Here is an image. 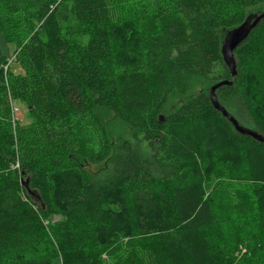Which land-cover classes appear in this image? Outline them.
<instances>
[{
	"label": "trees",
	"instance_id": "obj_1",
	"mask_svg": "<svg viewBox=\"0 0 264 264\" xmlns=\"http://www.w3.org/2000/svg\"><path fill=\"white\" fill-rule=\"evenodd\" d=\"M263 11L264 0H0V264H264V143L210 100L231 82L219 103L264 137V19L234 52L235 77L222 54ZM123 27L130 50L113 39ZM12 100L29 123L13 122ZM215 176L229 219L211 202Z\"/></svg>",
	"mask_w": 264,
	"mask_h": 264
},
{
	"label": "water",
	"instance_id": "obj_2",
	"mask_svg": "<svg viewBox=\"0 0 264 264\" xmlns=\"http://www.w3.org/2000/svg\"><path fill=\"white\" fill-rule=\"evenodd\" d=\"M263 19H264V11L260 14H256L249 17L240 27L227 33L225 40L223 42L222 54L225 64L227 65L232 77H235L237 74L235 68V62H234V52L239 47V45L248 37L252 29L258 26ZM231 84H232L231 82L225 81L211 88L210 100L212 106L216 111L222 113V115L234 125V127L240 134L251 136L257 141L264 143V137L249 130H245L241 128L237 124V122L233 119V117L226 111V109L219 103L216 95L217 90L220 89L222 86H229ZM22 185L27 191H29V193H31L29 188V179L22 182Z\"/></svg>",
	"mask_w": 264,
	"mask_h": 264
},
{
	"label": "rangeland",
	"instance_id": "obj_3",
	"mask_svg": "<svg viewBox=\"0 0 264 264\" xmlns=\"http://www.w3.org/2000/svg\"><path fill=\"white\" fill-rule=\"evenodd\" d=\"M132 32H134L133 27H123L122 29L118 28L116 31H114L113 39L118 44L121 45V48H125L126 50H130L132 48V46L134 45V43H132L133 42L132 40L128 42L127 38L131 37L130 35ZM86 39L87 38H85V41H86ZM0 48H1L2 55L9 56L7 46L4 43L3 38H0ZM14 58H16V57L13 56L12 58L11 57L9 58V64L13 65V63L16 62V59H14ZM5 69H7V67ZM13 73L15 75H21L22 71L20 70V68L18 66H15V67H13ZM10 104H11V114H12L13 122L17 121L21 124L29 123L26 108L23 105H19L17 101L12 100V101H10ZM226 148H228L229 150H232V149L234 150V146L232 145L231 141L228 140ZM227 155L234 156V154H229V153ZM222 165L226 166L227 163H223ZM233 166L236 167V164H234ZM100 167H101V165H96V166H90V167H86V168H87V170H89L93 173V172L100 170L101 169ZM219 183H220V180L216 176L214 178L211 177V182H210V185L208 188L209 193H211V196H210L211 202L215 206L216 213H217V216L219 218L226 216L227 219H229V216L226 215L227 213H226V209H225L223 202L215 194ZM231 193L234 195L233 191H231ZM213 195H215V197H213ZM54 264H62V262L59 259H57V260H55Z\"/></svg>",
	"mask_w": 264,
	"mask_h": 264
},
{
	"label": "crops",
	"instance_id": "obj_4",
	"mask_svg": "<svg viewBox=\"0 0 264 264\" xmlns=\"http://www.w3.org/2000/svg\"><path fill=\"white\" fill-rule=\"evenodd\" d=\"M60 260V259H59ZM61 261V260H60Z\"/></svg>",
	"mask_w": 264,
	"mask_h": 264
}]
</instances>
